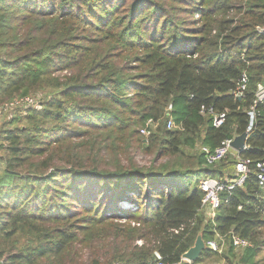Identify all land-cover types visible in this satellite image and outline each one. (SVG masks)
Returning <instances> with one entry per match:
<instances>
[{
	"label": "trees",
	"instance_id": "trees-1",
	"mask_svg": "<svg viewBox=\"0 0 264 264\" xmlns=\"http://www.w3.org/2000/svg\"><path fill=\"white\" fill-rule=\"evenodd\" d=\"M261 27L264 0H0V108L37 102L0 112V264H264V103L247 133ZM244 133L245 151L206 164L201 148ZM237 158L252 173L210 220L199 183ZM197 237L220 252L188 263Z\"/></svg>",
	"mask_w": 264,
	"mask_h": 264
},
{
	"label": "built area",
	"instance_id": "built-area-1",
	"mask_svg": "<svg viewBox=\"0 0 264 264\" xmlns=\"http://www.w3.org/2000/svg\"><path fill=\"white\" fill-rule=\"evenodd\" d=\"M257 33L264 35V27L257 28ZM247 87V77L246 75L242 74L239 83L237 84L235 90L233 91L232 95L235 99H241L246 91ZM264 103V83L257 86V90L255 93V98L253 104L251 106V111L248 113L249 116V128L247 129V133L250 131V127L252 126L254 120V110L259 104ZM9 107H20L19 109H28L29 107H37V102L31 98H24L16 103L4 104L0 108V112L2 110H6ZM171 107H168L170 110ZM200 113L202 115H208L212 119V124L214 127L218 128L224 122V114H216L211 107L208 108H201ZM153 122L151 120L146 122L145 129L140 131V134L147 137L149 132L146 131V128L152 125ZM167 129H172L174 127L173 121L169 118L167 124ZM232 140L224 141L220 147L214 149L213 151L208 150L207 148H201V152L205 155V162L208 166H213L219 162H221L229 151L230 143ZM246 149V148H245ZM251 162L249 160H244L241 158H237L234 164L233 175L229 180H221V179H214V178H204L199 183V189L204 194V197L201 202V207L205 211V215L210 220L215 218V211L219 207L220 204V195L222 193H230L234 189L242 188L244 184L248 181L250 174L252 173L250 169ZM254 175L256 177L258 186L261 189H264V158L259 160L254 165ZM232 246L236 250H244L251 245L245 241L244 239L239 238L238 236L233 235L231 237ZM205 248L218 253L220 252V247L215 242H207L205 244ZM155 257L158 261L161 260L158 254H155ZM159 264V263H158Z\"/></svg>",
	"mask_w": 264,
	"mask_h": 264
},
{
	"label": "water",
	"instance_id": "water-1",
	"mask_svg": "<svg viewBox=\"0 0 264 264\" xmlns=\"http://www.w3.org/2000/svg\"><path fill=\"white\" fill-rule=\"evenodd\" d=\"M247 136V133H244L238 137H235L230 143L231 150L236 152L237 154L243 152L245 150V142ZM204 250V242L202 241L201 237H197L194 246L189 249L185 254H183L182 259L188 263H192L199 258L200 254Z\"/></svg>",
	"mask_w": 264,
	"mask_h": 264
},
{
	"label": "rangeland",
	"instance_id": "rangeland-1",
	"mask_svg": "<svg viewBox=\"0 0 264 264\" xmlns=\"http://www.w3.org/2000/svg\"><path fill=\"white\" fill-rule=\"evenodd\" d=\"M19 108L20 107H9L6 110H2V113L6 115V119H9L10 117L13 116V114ZM230 153L233 154L232 150L230 151ZM230 158H233V156L230 155ZM149 160L150 159L148 157H143V156H140V155L136 156V161L140 164V166H144V167L149 166ZM232 175H233V173H232ZM117 207H118V205H117ZM120 209L121 210H130L131 209V205H129L128 203H120ZM262 256H264V253H262ZM205 264H216V263H210L209 262V263H205Z\"/></svg>",
	"mask_w": 264,
	"mask_h": 264
},
{
	"label": "clouds",
	"instance_id": "clouds-1",
	"mask_svg": "<svg viewBox=\"0 0 264 264\" xmlns=\"http://www.w3.org/2000/svg\"><path fill=\"white\" fill-rule=\"evenodd\" d=\"M245 148H246V146H245ZM245 151V150H244ZM205 245V244H204Z\"/></svg>",
	"mask_w": 264,
	"mask_h": 264
}]
</instances>
